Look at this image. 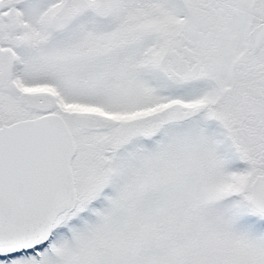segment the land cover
<instances>
[{
	"label": "snow or ice",
	"instance_id": "1",
	"mask_svg": "<svg viewBox=\"0 0 264 264\" xmlns=\"http://www.w3.org/2000/svg\"><path fill=\"white\" fill-rule=\"evenodd\" d=\"M0 264H264V0H0Z\"/></svg>",
	"mask_w": 264,
	"mask_h": 264
}]
</instances>
